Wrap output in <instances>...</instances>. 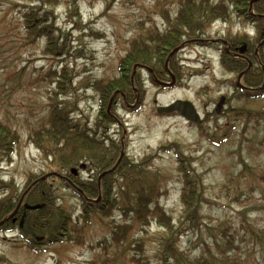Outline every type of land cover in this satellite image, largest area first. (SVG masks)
Masks as SVG:
<instances>
[{
	"label": "rangeland",
	"instance_id": "374dc122",
	"mask_svg": "<svg viewBox=\"0 0 264 264\" xmlns=\"http://www.w3.org/2000/svg\"><path fill=\"white\" fill-rule=\"evenodd\" d=\"M156 1L79 0V12L84 26L90 25L97 33L103 32L104 35L99 37L86 36L89 31L87 27L79 29L75 25L72 26L78 16L69 17L64 3L57 7L59 23L68 26L66 29L70 31L72 47L65 58L73 72L72 80L76 87V94L72 93L71 97L79 100L77 109L79 115L75 114L76 119L82 121V124L92 125L97 120L101 103L96 97L97 93L93 96L90 90L84 95L87 88H83V93L77 90V86H80L78 83L87 75L107 79L122 76L119 63L121 55L126 51L128 38L136 34L143 25L152 27L163 24L161 17L155 12ZM170 8H172L171 14H174L177 6L173 3ZM229 13L234 15L231 11ZM20 15L19 0H0V86L2 82L9 85L13 80L17 81L18 77L9 78V74L24 68L20 77L23 87L14 93L7 92L6 105L0 102V118L5 119L9 111L10 123L21 133L12 161L1 163L0 177L19 187L26 183L33 172L41 173L59 168L58 163L52 160V156H48L44 149L36 148L27 138L28 128L37 127L45 114L43 106L48 102V94L43 91L45 87H49V84L37 83L38 86L33 89H25L24 86L28 80L38 78L42 70L46 71L48 65L60 64L52 56L42 53L43 40H38L26 52L20 51L21 42L17 40L21 31ZM244 24L240 23L238 18L230 23L221 20L212 22L203 36L188 43L173 59L172 65L177 68L178 81L172 88L157 87L151 82L148 72L139 69L134 79L135 84L141 88V94L138 90L134 91L138 99L136 102L135 99L129 101L133 104L130 108L125 107V103L120 101L114 105L113 114L118 121L114 122L115 124L108 131L106 136L108 138L104 137L101 140L104 147L109 145V149L118 142L133 164L141 163L145 155L162 147L159 155L144 161L145 166L142 167L145 175L141 177L149 180H153L155 176L160 178L162 182L160 203L172 215L174 228L182 213L181 183L175 152L180 154L184 152L191 161L192 168L196 173H200V177L204 180L205 197L212 200L211 203L204 204L203 214L206 218L201 225V231H189L174 236V229L165 230L160 224L152 221L147 230L134 227L135 229L133 228L127 235L123 246L116 248L111 240L112 222L109 221L115 219L116 223H122L124 217L121 209L113 208L109 217L97 214L90 220L80 243L63 239L39 253L24 247L15 232H0V257H2L0 264H112L113 259L114 264H138L130 261V257H133L131 253L145 254L149 258L144 261L147 264H161L158 250L161 248L162 238L166 239L171 235L176 240L175 245L186 251V255L192 260L201 256L204 251L212 250L214 246L212 239L215 236L220 238L222 246H226L227 239L234 235L236 237L234 245L239 246L234 249L237 250L234 253L244 259L241 264H264V250H262L264 240L256 239L253 244L243 243L240 239V235L245 232L242 225L244 216L258 235L264 234V151H257V154L249 153L244 146L240 150L239 139L249 138L253 134L251 130L253 123L250 122L246 127L248 134L244 132L245 136H241V130L246 124L245 118L240 117L236 120L240 115L237 114L230 122L229 116L230 110L232 112L240 110L244 107V103L250 109H264V95L253 99V102L238 100V96L234 93L236 69H240L239 65L244 63L238 62V65L233 59L224 61L221 52L215 48L216 44L208 45L212 37L219 39L232 36L241 39L245 41L242 43L254 52L260 48L258 54L262 55L263 60L260 62L264 66V45L260 47L264 43V27L256 29L251 24L243 26ZM250 39L253 40L249 43ZM81 47H84V54L78 53ZM247 56L242 53L243 58ZM159 57V54L155 55L152 65L160 70L161 77L169 79L163 69V61L161 65ZM250 64L254 70L258 67L252 61ZM132 71L131 68L129 79ZM221 94L226 96V101L223 107L224 113L218 115L214 112V107ZM176 98H188L196 103L204 119L201 127L193 126L182 117L156 113L157 105L170 103ZM33 110L35 113H32ZM232 125L234 134L229 140L220 143L207 140L205 133L214 134L215 126L218 127V132H222L221 130L226 126L228 128ZM235 134L237 137H234ZM255 135L258 140L263 132H256ZM43 141L44 139L41 138L40 142ZM49 145L47 142L46 148H49ZM62 170L69 171V167ZM138 171L133 168L130 170V175L138 179L140 175ZM80 173L82 177L87 178L91 171L87 168L80 170ZM123 175L124 172L112 177L111 195L117 193L121 203H124L125 195L122 190L127 188L125 182L129 176ZM49 182L57 186L55 194L58 195L57 200L63 201V206L77 215L80 206L78 196L56 177L50 178ZM3 194L4 191H0V195ZM220 229L224 232H220ZM105 238H108V241H104ZM131 239H133L131 247L137 249L126 250V255L123 256L121 249L124 245L127 246L128 240ZM234 259L239 261L238 258L234 257Z\"/></svg>",
	"mask_w": 264,
	"mask_h": 264
},
{
	"label": "trees",
	"instance_id": "16d2710c",
	"mask_svg": "<svg viewBox=\"0 0 264 264\" xmlns=\"http://www.w3.org/2000/svg\"><path fill=\"white\" fill-rule=\"evenodd\" d=\"M78 1L79 0H19L21 31L18 33L17 40L21 42L20 51L26 52L31 49L38 40H43L44 47L41 50L42 53L50 55L57 62H60V64L48 65L46 71L42 70L38 78L35 80H28L24 86L25 89H33L41 82L49 84V87H45V91H43L48 94L47 115L41 118L38 128H33L32 126L28 128L27 136L33 141H37L36 137H40V139L46 138L50 147L42 148L48 156H54V160L58 163L59 167L76 162L77 159L86 156V152L94 164L97 163L100 166H104L105 164V166L108 167L114 160L112 159L114 152L106 150V147L100 142L101 139L98 138L97 140L95 136L89 134V131L92 132L102 126L109 125L111 122L110 116L105 110H102L100 118L96 122V127H92V130H88L85 124L75 122L72 117L77 99L71 96L73 95L72 93H74V95L76 94V87L72 80L73 72L65 58L66 54L70 53L72 44L70 43V31L66 29L68 26H63L59 23L57 7L64 3L68 9L67 14L69 17L74 15L78 16V19L76 17V20H74L75 23L72 26L75 25L79 29L85 27L89 28V31L86 34L84 33L86 36L99 37L104 35L103 32L97 33L90 25L84 26L79 12ZM173 3L176 4L177 8L174 14H171L172 8H170V6H172ZM248 3L249 0H157V9L155 12L161 17L163 24L160 26L156 24L152 27H144L143 25L136 34L128 38L126 51L121 55L119 63L122 76L120 78L107 79L104 77L87 75L85 79L80 80L78 83L80 86H77V89L91 88L101 95V99L105 101L112 91L117 88L123 90L130 89L131 84L129 76L134 63L152 64L156 54L160 55V61H164L163 57L167 51H170L176 45H180L185 36L189 37L191 34L196 33L197 30L201 29L206 23H209L217 14H223L224 7L229 9L231 5H234L237 11L240 14H244L246 18L248 14ZM258 7L263 8L262 5H258ZM83 51L84 47L78 49L79 54H84ZM23 70L24 68H22L21 71L9 74V78L13 76L18 77L17 81L13 80L9 85H5L6 83L4 82L1 83L0 102L4 103V105L7 104V92L14 93L23 87L20 80ZM250 82L254 81L250 79ZM44 107L45 106H43V109ZM33 113H35L34 110ZM243 114L247 116L246 124L250 121H253L254 124L252 125L253 134H251L249 138L244 137L239 141L240 150H242V146H244L249 153L257 154V151H264V110H260L256 113L244 110ZM10 118L11 114L9 111H7L5 119L0 118V154L2 158L6 157V159H10L11 152L21 136L16 126H12L10 123ZM232 130L233 125L222 134L217 135L215 133L214 135L207 136H210V140L222 142L223 140H227L231 134H234ZM259 131H262L263 135L257 140L255 133ZM244 132L248 134V130L243 128L240 135L245 136ZM235 136L237 137L236 134L234 137ZM159 154L160 152H157L153 156ZM175 154L178 161L177 170L181 182L182 202V213L178 220V226L174 228L171 215L160 205V190L162 188L160 178L155 176L153 180H149L148 178L143 179L141 177V175H145L144 168L142 167L145 166L144 161L149 158L146 157L141 160L139 164H133L132 161H129L128 157H125L116 171L118 173L124 172V177L129 175L125 182L127 188H123L122 190L121 186H119L122 193L125 195V204L120 209L124 216L123 221L126 223H116L115 219L110 221L112 222V226H110L111 240L114 243V247L121 248L123 246L124 241L127 240V235L135 225L142 230H146L150 220H156L157 223L164 226V228L169 231L174 229V236L189 230H202L201 225L206 218L203 214V207L204 204L211 203L212 200L205 197L203 191L204 180L200 177V173H196L195 169L192 168L193 165L187 155H185L184 152L180 154L177 151ZM153 156L150 157L152 158ZM108 157L111 158L108 159ZM131 166H133L134 170H139L138 172L140 175L138 179H134L133 176L130 175V170L133 169ZM86 187L93 195H95L98 190L96 182H92ZM103 187L106 195L111 193L113 187L110 185L108 177L104 180ZM50 189L51 187L44 181L37 183L29 193V200L31 202H45L47 204V207L41 210L32 211L31 216H33L32 220L41 219L44 225L51 230L50 236L54 237V233L57 234L60 230L65 228L69 218L65 216V212L61 206H54L53 200L56 201V196H53V192L52 190L50 191ZM118 198V195L116 198H113L108 207L107 204L102 203L96 207L95 211L86 212L84 215V224H80V227L74 225L71 229L66 228V230L77 232L76 237H80V241H82L83 233L92 219L91 217L96 214L108 217L112 209L117 206ZM9 208L7 204H4L2 206V211H7ZM43 213L45 214L42 215ZM130 214H133V216H130ZM47 219L49 221H47ZM128 220H131L133 223L128 224ZM242 223L245 232L240 235L241 242H252L254 244L256 239L264 240V234L258 235L256 231L253 230L250 221L245 219V216L242 219ZM36 228L37 227H34L33 229V227H31V230L35 232ZM220 232H224L223 229H220ZM247 232H249L248 235ZM225 234L227 235V233ZM235 239L236 237L234 235L229 237L226 242L227 245L222 246L220 244L222 243L220 238L215 236L212 239L214 246H212V250L209 249L207 251V256L204 254L202 257H198L193 261L189 260V257L183 256V252L176 247V240L173 239L171 235L169 238H162V249L159 254V259H161V264H184L185 261L186 264H241L242 258L234 253V249L239 248L238 245H234ZM103 240L108 241V238ZM128 241V245H124L123 249H121L123 256L126 255V250L137 249L131 247L133 239ZM262 249L264 250V247H262ZM139 255L141 254L131 253L133 257H130V261L140 264L142 260L147 258V256L144 258ZM234 257L238 258L239 261L234 259ZM113 261L115 260L113 259ZM112 264H114V262H112ZM144 264H147V262Z\"/></svg>",
	"mask_w": 264,
	"mask_h": 264
},
{
	"label": "water",
	"instance_id": "95a60500",
	"mask_svg": "<svg viewBox=\"0 0 264 264\" xmlns=\"http://www.w3.org/2000/svg\"><path fill=\"white\" fill-rule=\"evenodd\" d=\"M173 110H178L181 113H183L185 116H187L189 119L193 121H200L199 114L195 110L194 106L192 105L191 102L189 101H182V100H177L176 102L165 106V107H160L159 111L160 112H169Z\"/></svg>",
	"mask_w": 264,
	"mask_h": 264
},
{
	"label": "flooded vegetation",
	"instance_id": "af4514ba",
	"mask_svg": "<svg viewBox=\"0 0 264 264\" xmlns=\"http://www.w3.org/2000/svg\"><path fill=\"white\" fill-rule=\"evenodd\" d=\"M22 209H23V205L20 206V208L18 210L19 212L16 215V217L14 219L12 218V223H18V224H20V221L22 220V217L24 216V211H22ZM23 221H24V219H23Z\"/></svg>",
	"mask_w": 264,
	"mask_h": 264
}]
</instances>
